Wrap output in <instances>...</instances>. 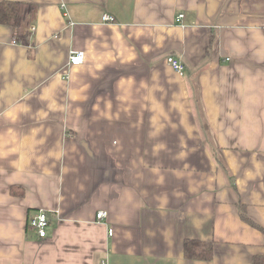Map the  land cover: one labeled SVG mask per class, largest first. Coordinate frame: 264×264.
<instances>
[{
  "label": "crops",
  "instance_id": "1",
  "mask_svg": "<svg viewBox=\"0 0 264 264\" xmlns=\"http://www.w3.org/2000/svg\"><path fill=\"white\" fill-rule=\"evenodd\" d=\"M12 1L37 11L27 43L0 25V264L264 256V0Z\"/></svg>",
  "mask_w": 264,
  "mask_h": 264
},
{
  "label": "trees",
  "instance_id": "2",
  "mask_svg": "<svg viewBox=\"0 0 264 264\" xmlns=\"http://www.w3.org/2000/svg\"><path fill=\"white\" fill-rule=\"evenodd\" d=\"M37 11V6L32 3H25L12 0L0 2V25L13 28L16 32V39L27 43L31 37L30 26ZM16 40V42H18ZM241 218L258 228L264 233V229L251 222L245 210L241 207ZM185 257L189 260L210 261L213 258V243L199 240H187L184 247ZM253 264H264V256H257Z\"/></svg>",
  "mask_w": 264,
  "mask_h": 264
},
{
  "label": "built area",
  "instance_id": "3",
  "mask_svg": "<svg viewBox=\"0 0 264 264\" xmlns=\"http://www.w3.org/2000/svg\"><path fill=\"white\" fill-rule=\"evenodd\" d=\"M64 6V5H63ZM184 15H179V19L183 18ZM104 22H113L114 19L108 15L103 16ZM85 60V51L84 49H72L70 51V58L68 62L69 67L80 66L84 63ZM169 65L171 68L177 72L179 75L184 74V66L179 59L174 57L169 58ZM97 220H103L107 217V212L99 211L96 215ZM49 226V217L45 211H40L34 215L30 220V227L40 238H45L47 236V228ZM113 230L109 231V235H112Z\"/></svg>",
  "mask_w": 264,
  "mask_h": 264
},
{
  "label": "rangeland",
  "instance_id": "4",
  "mask_svg": "<svg viewBox=\"0 0 264 264\" xmlns=\"http://www.w3.org/2000/svg\"><path fill=\"white\" fill-rule=\"evenodd\" d=\"M178 74V73H177Z\"/></svg>",
  "mask_w": 264,
  "mask_h": 264
}]
</instances>
